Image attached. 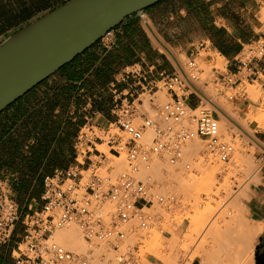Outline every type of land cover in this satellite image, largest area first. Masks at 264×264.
<instances>
[{"label":"built area","instance_id":"2783aa9c","mask_svg":"<svg viewBox=\"0 0 264 264\" xmlns=\"http://www.w3.org/2000/svg\"><path fill=\"white\" fill-rule=\"evenodd\" d=\"M139 14L145 20L143 11ZM101 42L104 49L113 47L114 29ZM194 50L188 58L191 72L179 67L152 78L142 67L130 65L114 76L110 83L114 120L101 127L87 119L76 137L74 161L44 178L41 209L26 213L22 219L24 235L13 250L16 264H91V254L74 252L52 238L57 229L72 222L78 223L91 247L96 242L106 243L116 252L118 264H136L134 252L138 246L126 242L129 232H144L163 220L151 210L155 204L168 207L177 203L176 194L158 190L154 159L179 163L186 144L199 138L219 161L230 160L235 148L223 138L220 118L200 109V104L193 107V101H189V78L198 79L193 70L199 51L195 47ZM263 56L264 35L242 52L240 65L246 80L261 74L255 62ZM222 77L225 84L237 81L235 76ZM122 84L127 86L121 88ZM160 90H166L170 100L162 104L154 118L141 108L144 103L141 96L148 94L153 101ZM147 132L152 134L150 141L145 139ZM101 144L107 145L114 158L123 157L126 168L119 172L111 165L100 170L102 163L94 162L88 154L94 151L97 157L107 159V154L98 149ZM90 170L85 179L83 172ZM18 220L19 208L10 196V186L7 180L0 179V245L11 240Z\"/></svg>","mask_w":264,"mask_h":264},{"label":"crops","instance_id":"0c3cea01","mask_svg":"<svg viewBox=\"0 0 264 264\" xmlns=\"http://www.w3.org/2000/svg\"><path fill=\"white\" fill-rule=\"evenodd\" d=\"M64 1L0 0V43ZM167 1H159L152 9H145V18L150 19L153 10L163 16V4ZM263 9L264 0H176L169 18L178 38L185 37L183 42L187 44L188 57L195 51L194 47L199 55L202 49L214 50L227 60L226 71L216 70L218 78L222 81V76H235V84H241L246 80L240 65L242 52L264 35ZM145 20L139 13L126 17L114 28L116 44L113 47L104 49L101 39L94 44L98 59L90 68H84L83 58L63 73L39 83L0 113V179L7 180L10 196L20 213L11 240L0 245V264H16L13 250L24 235L22 219L26 213L41 209L44 178L74 161L76 137L86 120L101 119L106 122L105 126L113 121L110 83L114 76L124 67L134 65L142 67L150 77L159 78L164 72H173L169 56L181 67L174 52H163L153 42L148 31L165 49L160 44V40L163 41L160 34ZM255 65L261 69V74L247 80L258 82L264 88V56ZM72 72H81V78L68 79L66 75ZM126 86L122 84L121 88ZM193 98L191 95L189 101ZM261 133L264 135V131ZM93 155L98 154L92 151L88 157ZM261 179L260 184L251 186L264 185V172ZM256 188H253L248 206L251 219L263 222L259 258V255L264 256V193L259 195ZM148 259L151 264H158L156 256L148 255ZM190 264H202V261L196 257Z\"/></svg>","mask_w":264,"mask_h":264},{"label":"rangeland","instance_id":"374dc122","mask_svg":"<svg viewBox=\"0 0 264 264\" xmlns=\"http://www.w3.org/2000/svg\"><path fill=\"white\" fill-rule=\"evenodd\" d=\"M175 2L176 0H169L163 4L165 7L163 16L158 14L156 10H153L154 14H151L149 17L155 31L160 34L165 44L172 49L181 63L183 62L184 69L186 68V71L191 72L188 68L189 57L185 53L187 44L183 42L185 37L178 38L173 31V25L170 23L169 13ZM158 23L163 24V26ZM148 34L157 47L165 52L164 48L155 42L149 31ZM169 58L171 61L169 64L171 71H174L175 68L179 69L176 61L170 56ZM221 58H223V62L221 61L222 63L218 64L217 62ZM225 60L224 57L212 49L201 50L200 55L196 58L197 67L193 70L198 79H194L195 87L191 86L189 88V92L194 96L192 101L193 103L200 104V109H207L213 112L223 122L225 119L222 114H219L217 109L213 105L207 104L205 100L209 92H214L215 100L226 107L228 106L227 108L236 116L237 121L247 120L252 134L262 145H258L246 136L245 133L239 131L236 126L233 127L225 121L222 124L224 126V131L222 132L223 138L232 142L235 148L228 162L219 161L217 155L207 149L205 141L199 138L192 141L200 144L203 148H201L202 151L188 152L186 149L190 145L189 143L192 142L190 141L186 144L184 158L179 163L171 164L162 158L158 160L161 163V166H158V161H156L153 173L155 179H157V188L162 193L173 192L176 194L177 203L173 206L169 205L168 207L155 204L151 210L158 213L159 217H163V220L144 232H129L128 237L130 239L127 238L126 242L129 246H138V250L134 252L136 264H149L148 255H154L152 253L153 251L155 253L163 252V257L169 260L171 259V264H180L181 261H185V264H190L196 257L201 259L202 264H256L257 248L260 247L261 243L263 222L253 221L251 219V210L248 203L251 199L253 188H256L251 185L260 184L264 172V135L261 133V131H264V88L260 83H253L248 80H244L241 84H233V86L221 82L218 79L215 68L218 71H226L227 60ZM215 61L216 63H214ZM141 98L144 100L141 108L146 110L149 116L156 118L159 108L162 104L170 100V95L166 90H161L156 94L153 101L149 100L148 94L142 95ZM249 116L254 120L258 119L259 122L256 123L255 121L247 119ZM261 116H263L262 120L260 119ZM96 122L101 127H105L106 125V122H102L101 119ZM151 135V132H147L145 139L150 141ZM98 149L107 154V159L92 156L94 162L102 163L100 170L111 165H114L116 171L119 172L126 168L124 158H114L108 152L106 144L98 145ZM209 156L215 157L216 165H219L218 172L216 171L214 175L207 166ZM241 156L242 158L239 159L238 157ZM201 158L203 161L199 162L198 160ZM191 160L193 162L197 161L196 164L195 162L193 164ZM187 163H191L190 167L186 166ZM172 171L178 177H186L191 172L198 176L201 174L205 176V184L202 187L203 192L200 194V201H195L186 195L183 189H180L183 186L180 185L181 183H179L180 180L178 177L177 179L173 177L174 180L172 177L170 179L167 176L168 172L171 174L170 172ZM91 172V170L89 172H83L85 179L90 176ZM256 189H258L259 195L264 193V185H259ZM207 191L209 195H207ZM240 194L241 198L237 201L236 197ZM214 207H217L216 211L213 210ZM196 212L198 214L200 213V221L204 225L199 232L193 235L192 239L185 241L183 236L191 220L187 218V215H193ZM227 219L229 220V224H226ZM72 224L74 222L69 225ZM75 224L79 227L77 222ZM78 229L79 231L81 230L80 227ZM81 235L82 232H80ZM174 236L177 238H174ZM172 243L176 244L173 245ZM150 244L158 248L155 247L156 250H153L154 247L150 246ZM87 246L89 249L87 248V251L83 252V254H91L95 257L96 252H100V259L98 261L94 258L93 262V256L90 255L92 260L91 264H118L116 252L110 245L96 242L94 243V247H100L99 250L95 248L96 251L89 243ZM173 246L175 252L172 251V254L171 250ZM73 251L81 253L79 251ZM156 258L158 259V264H166L163 261L164 259Z\"/></svg>","mask_w":264,"mask_h":264},{"label":"water","instance_id":"95a60500","mask_svg":"<svg viewBox=\"0 0 264 264\" xmlns=\"http://www.w3.org/2000/svg\"><path fill=\"white\" fill-rule=\"evenodd\" d=\"M159 1L68 0L15 32L0 43V113L126 17Z\"/></svg>","mask_w":264,"mask_h":264},{"label":"bare ground","instance_id":"6f19581e","mask_svg":"<svg viewBox=\"0 0 264 264\" xmlns=\"http://www.w3.org/2000/svg\"><path fill=\"white\" fill-rule=\"evenodd\" d=\"M144 11V10H143ZM262 15H264V9H263V12H262ZM263 18H264V16H263ZM146 20V23L147 24H149V25H151L152 23H151V20L147 17V18H145ZM147 26V25H146ZM152 26V25H151ZM148 30V29H147ZM160 36V35H159ZM153 37V36H152ZM162 39V38H161ZM161 42H160V44H163V46L165 47V51H168L169 53H172L173 51H172V49H170V47L168 46V45H165V42H164V40L162 41V40H160ZM155 42H157V41H155ZM158 43V42H157ZM213 58V57H212ZM220 58V57H219ZM222 59L223 58H221V60H219L217 63L218 64H221L223 61H222ZM222 61V62H221ZM226 61V60H225ZM183 63V62H182ZM214 63H216V61L214 62ZM181 64V63H180ZM181 67H184L183 65H181ZM185 70H187L186 68H185ZM189 83L191 84V86H195V81L194 80H191L190 78H189ZM203 90V89H202ZM203 92H204V90H203ZM206 92V91H205ZM214 92H209L208 93V95L205 97V100L207 101V104H211V105H213L216 109H217V111L219 112V114H222V116L224 117V119H225V121H227L231 126H236V128H238V130L239 131H242L243 133H245L246 134V136H248L251 140H253L255 143H257L258 145H262L259 141H258V139L252 134V131L250 130V128L248 127V124H247V120H245V121H237L236 120V116L229 110V108H227L226 106H224L222 103H220V102H218V101H216L215 100V98H214V94H213ZM148 97V96H147ZM212 106V107H213ZM143 109V108H142ZM247 119H249V120H251V121H255L256 123H258L259 121H258V119H252L250 116L247 118ZM260 119L262 120L263 119V116H261L260 117ZM225 121H221L220 120V126H221V131L223 132L224 130H223V128H224V126H222V124L225 122ZM239 122V123H238ZM190 145H188V147H187V151L188 152H198V151H200L201 150V148H202V146H200V144H198L196 141H192V142H190L189 143ZM203 149V148H202ZM186 151V152H187ZM202 151V150H201ZM198 154V153H197ZM190 157V156H189ZM239 159L240 158H242V156L241 157H238ZM249 158V157H248ZM187 159V158H186ZM218 159V158H217ZM158 160H161V159H159V158H156V159H154V161H153V167L155 168V164H156V161H158ZM163 161V160H162ZM190 161V160H189ZM192 161V160H191ZM199 162H202L203 161V159L201 158V159H199L198 160ZM164 162V161H163ZM193 162V161H192ZM195 162V164H196V162L197 161H194ZM194 162H193V164H194ZM205 162V161H204ZM207 162V161H206ZM165 163V162H164ZM164 163H163V165H164ZM161 163L158 161V166H161L160 165ZM187 164H189V163H187ZM191 164V163H190ZM189 164V165H190ZM222 165V164H221ZM181 166V165H180ZM179 166V167H180ZM207 166L211 169V172H212V174L214 175L215 174V172L217 171L218 172V169H219V165H216V158L215 157H211V156H209V161L207 162ZM248 166V165H247ZM169 167H170V165H169ZM253 167V166H252ZM254 168V167H253ZM172 169V168H171ZM222 169V168H221ZM173 170V169H172ZM251 170V169H250ZM171 171V170H170ZM188 172H190V171H188ZM171 174H169V172H168V175L167 176H169L170 177V179H171V177L173 178V177H175L176 179H177V175L176 174H174L173 173V171L172 172H170ZM173 173V174H172ZM165 177V176H164ZM168 177V178H169ZM204 177L205 176H203L202 174L201 175H195L194 173H188V175L186 176V177H178V179L180 180V182L179 183H181L180 185H182L183 186V188H180L181 190L183 189L184 191V193L186 194V195H188L189 197H191V198H193L195 201H200V194L203 192V186H204V184H205V180H204ZM166 178V177H165ZM174 179V178H173ZM175 180V179H174ZM178 180V181H179ZM182 186H180V187H182ZM207 193V195H209V192L207 191L206 192ZM243 195H244V192H243ZM238 197H236V200L238 201L240 198H241V194L240 195H237ZM243 197V196H242ZM235 201V200H234ZM240 202V201H239ZM216 209H217V207H214V211H216ZM187 215V214H186ZM187 218H190L191 220H190V224H189V226H188V228H187V230H186V232H185V234H184V236H183V238H184V240L186 241L187 239H192V237H193V235L196 233V232H199L201 229H202V227H203V225H204V223H202L201 221H200V213L198 214L197 212L195 213V214H193V215H187ZM233 218V217H232ZM242 219H243V217H242ZM226 224H229V220L227 219V221H226ZM79 227H77L76 226V224H75V222H74V224H72V225H67V226H65V227H63V228H61V229H57V231H55L54 232V234L52 235V238H54L57 242H59V243H61V244H63L65 247H67L68 249L70 248V249H73V250H75V251H79V252H81V253H83V252H86L87 251V248L89 249V247L87 246L88 245V243H86L85 241L86 240H84L83 239V237H81L80 236V232H81V230L79 231V229H78ZM133 237V236H132ZM148 237V236H147ZM129 238V237H128ZM174 238H177L176 236H174ZM130 239V238H129ZM192 241V240H191ZM133 243V242H132ZM145 243V242H144ZM151 243V242H150ZM174 243V242H173ZM172 243V244H173ZM87 244V245H86ZM100 244V243H99ZM176 244V243H175ZM175 244H173V245H175ZM142 245V244H141ZM150 246H152V247H154L153 248V250L155 249L156 250V248H158L157 246H154V245H152V244H150ZM96 247H98V246H95V247H93V249L95 250V248ZM156 247V248H155ZM172 247V246H171ZM178 247V246H177ZM100 248V247H99ZM99 248H96L97 250H99ZM177 249V248H176ZM93 250V251H94ZM151 250V249H150ZM158 250V249H157ZM96 251V250H95ZM172 251L173 252H175V250H174V246H173V248H172V250H171V253H172ZM99 252V251H98ZM98 252H96V254H99V255H96L95 254V257H94V255H91V256H93V262H94V258H95V260L96 261H98L99 259H100V252L98 253ZM153 254H154V256H156V257H158V258H161L163 261H165V263L166 264H171V259L169 260V259H166V257L164 258L163 257V255H162V253H155L154 251L152 252ZM173 254V253H172ZM230 256V255H229ZM168 257V256H167ZM170 257V256H169ZM91 258V257H90ZM143 258V257H142ZM230 258V257H229ZM226 259V258H225ZM144 261V260H143ZM143 261H142V263H143ZM145 262V261H144ZM149 263V262H148ZM208 263V262H207ZM237 263V262H236ZM149 264H151V263H149ZM227 264V263H226ZM240 264V263H239Z\"/></svg>","mask_w":264,"mask_h":264},{"label":"trees","instance_id":"16d2710c","mask_svg":"<svg viewBox=\"0 0 264 264\" xmlns=\"http://www.w3.org/2000/svg\"><path fill=\"white\" fill-rule=\"evenodd\" d=\"M66 1H68V0H65L62 4H64ZM162 1H164V0H162ZM162 1H160V2H162ZM155 5H157V4H154L153 6L148 7L146 10L152 9ZM94 46L95 45H92L90 48H88L83 53L78 55L73 61H71L70 63L61 67L55 74L63 73L70 66L77 65L78 61H80L83 58H84V61L82 63H83L84 68H90L95 63V61L98 59L96 53L93 50ZM81 76H82L81 72H72L71 74L66 75V77L68 79L73 80V81L79 80L81 78Z\"/></svg>","mask_w":264,"mask_h":264},{"label":"flooded vegetation","instance_id":"af4514ba","mask_svg":"<svg viewBox=\"0 0 264 264\" xmlns=\"http://www.w3.org/2000/svg\"><path fill=\"white\" fill-rule=\"evenodd\" d=\"M263 246H262V248H264V240H263ZM257 264H264V256H260L259 255V259H258V263Z\"/></svg>","mask_w":264,"mask_h":264}]
</instances>
